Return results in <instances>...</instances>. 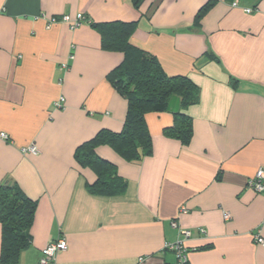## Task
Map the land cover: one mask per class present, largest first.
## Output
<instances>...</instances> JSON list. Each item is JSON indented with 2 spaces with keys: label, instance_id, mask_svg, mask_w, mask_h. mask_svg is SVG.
Returning a JSON list of instances; mask_svg holds the SVG:
<instances>
[{
  "label": "crops",
  "instance_id": "0c3cea01",
  "mask_svg": "<svg viewBox=\"0 0 264 264\" xmlns=\"http://www.w3.org/2000/svg\"><path fill=\"white\" fill-rule=\"evenodd\" d=\"M79 12L86 21L74 28L41 17ZM111 23L134 24L128 41L198 89L192 104L173 95L145 114L150 153L127 159L89 144L122 177L113 192L76 159L125 120L126 99L107 77L123 54L94 26ZM175 113L191 119L187 142L164 132ZM1 132L0 185L34 201L12 264H39L59 237L67 249L52 264H166L178 229L192 231L189 264H264L254 239H264V191L248 185L264 170V0H0ZM32 143L39 152L22 153ZM4 239L0 223V252Z\"/></svg>",
  "mask_w": 264,
  "mask_h": 264
},
{
  "label": "trees",
  "instance_id": "16d2710c",
  "mask_svg": "<svg viewBox=\"0 0 264 264\" xmlns=\"http://www.w3.org/2000/svg\"><path fill=\"white\" fill-rule=\"evenodd\" d=\"M139 0H134L137 4ZM208 3L201 9L206 8ZM102 33L103 45L121 50L122 61L107 77L127 103L121 131H100L97 137L80 145L76 150L79 163L91 167L97 178L93 184L99 190L119 191L122 177L115 173V165L94 155L89 144L95 139L113 146L124 158L138 159L150 153V133L145 121L149 111H163L169 97L178 95L182 105L198 100V89L183 75H167L157 59L128 41L134 24H94ZM164 132L187 142L191 136V119L184 113L174 114L172 126ZM34 201L25 196L14 184L0 185V223L5 236L0 252V264H12L27 244L26 232L32 219Z\"/></svg>",
  "mask_w": 264,
  "mask_h": 264
},
{
  "label": "built area",
  "instance_id": "2783aa9c",
  "mask_svg": "<svg viewBox=\"0 0 264 264\" xmlns=\"http://www.w3.org/2000/svg\"><path fill=\"white\" fill-rule=\"evenodd\" d=\"M245 11L250 12L251 9L247 8ZM41 17L45 19L46 26L50 27L56 23H66L69 27L74 28L82 25L86 21V17L83 13L79 12L75 16H70L68 14H62L60 16H49L46 17L44 14H41ZM66 68V64L62 65ZM58 105V104H57ZM0 137L5 139L7 135L5 132L0 133ZM22 153L29 152L31 154H37L38 148L34 143L28 145L27 147L21 148ZM248 185L252 187L255 191L262 192L264 191V170L258 169L255 173V176L249 180ZM224 218H229V214L227 212L224 213ZM171 224L175 227L176 223L173 221ZM200 234H206L204 228H198L197 230ZM179 237L176 241L173 242H165L163 245V250L170 251L174 254V261L166 263V264H189L188 260V248L184 244V240L189 238L192 235V231L189 229H178ZM254 239L257 243H260L264 246V239L259 236V234L254 235ZM67 249V243L64 238H57L49 243L41 250V255L39 258V264H52L55 260L57 253L64 251Z\"/></svg>",
  "mask_w": 264,
  "mask_h": 264
},
{
  "label": "rangeland",
  "instance_id": "374dc122",
  "mask_svg": "<svg viewBox=\"0 0 264 264\" xmlns=\"http://www.w3.org/2000/svg\"><path fill=\"white\" fill-rule=\"evenodd\" d=\"M115 170H116V167H115Z\"/></svg>",
  "mask_w": 264,
  "mask_h": 264
}]
</instances>
